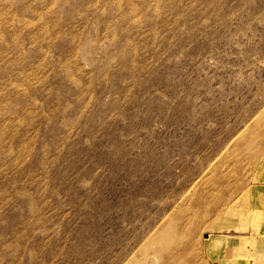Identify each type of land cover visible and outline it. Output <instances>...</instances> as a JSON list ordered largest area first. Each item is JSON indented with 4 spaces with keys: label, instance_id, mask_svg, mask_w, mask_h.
<instances>
[{
    "label": "rangeland",
    "instance_id": "374dc122",
    "mask_svg": "<svg viewBox=\"0 0 264 264\" xmlns=\"http://www.w3.org/2000/svg\"><path fill=\"white\" fill-rule=\"evenodd\" d=\"M0 264H264V0H0Z\"/></svg>",
    "mask_w": 264,
    "mask_h": 264
},
{
    "label": "crops",
    "instance_id": "0c3cea01",
    "mask_svg": "<svg viewBox=\"0 0 264 264\" xmlns=\"http://www.w3.org/2000/svg\"><path fill=\"white\" fill-rule=\"evenodd\" d=\"M219 239H220V238H219ZM219 239H218V240H219ZM218 242H219V241H218ZM225 260H226V259H225Z\"/></svg>",
    "mask_w": 264,
    "mask_h": 264
}]
</instances>
